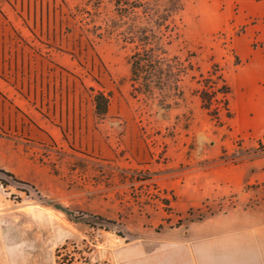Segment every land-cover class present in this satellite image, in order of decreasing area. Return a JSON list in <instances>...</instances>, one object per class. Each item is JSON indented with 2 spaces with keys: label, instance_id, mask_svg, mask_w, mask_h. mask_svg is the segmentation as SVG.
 <instances>
[{
  "label": "rangeland",
  "instance_id": "obj_1",
  "mask_svg": "<svg viewBox=\"0 0 264 264\" xmlns=\"http://www.w3.org/2000/svg\"><path fill=\"white\" fill-rule=\"evenodd\" d=\"M225 1L183 0L170 53L193 70L183 101L162 109L130 95L132 48L99 36L109 0H0V170L16 179L0 171V264H113L158 233L264 207L263 182L240 193L222 182L246 165L264 173L252 127L264 121L253 89L264 68L251 66L264 18ZM213 71L231 88L221 125L197 95ZM97 92L112 95L102 120Z\"/></svg>",
  "mask_w": 264,
  "mask_h": 264
},
{
  "label": "trees",
  "instance_id": "obj_2",
  "mask_svg": "<svg viewBox=\"0 0 264 264\" xmlns=\"http://www.w3.org/2000/svg\"><path fill=\"white\" fill-rule=\"evenodd\" d=\"M114 16L105 22L99 36L118 37L132 48L130 65V95L146 103L156 102L162 109H171L183 101L180 84L193 70L189 61L172 56L170 47L179 38L183 0H109ZM197 91L202 108L217 123L223 124L222 109L227 119L232 118L229 104L230 87L222 75L211 72L201 77ZM112 95L97 92L94 95V113L105 119L109 113ZM4 174L15 179L11 173ZM22 184H27L18 181Z\"/></svg>",
  "mask_w": 264,
  "mask_h": 264
},
{
  "label": "crops",
  "instance_id": "obj_3",
  "mask_svg": "<svg viewBox=\"0 0 264 264\" xmlns=\"http://www.w3.org/2000/svg\"><path fill=\"white\" fill-rule=\"evenodd\" d=\"M225 2L228 13L264 18V0ZM259 33L264 46V30ZM251 59V66L261 65L264 68V51L255 52ZM244 81L241 86L250 90ZM253 89L264 96V73ZM252 127L264 135V121L261 125L252 122ZM253 169L252 165H246L232 170V175L224 177L222 182L229 186L232 193H240L256 180L264 183V173L254 172ZM206 196L208 194L204 193ZM113 264H264V207L257 212L222 215L183 229L158 233L153 238L121 250Z\"/></svg>",
  "mask_w": 264,
  "mask_h": 264
},
{
  "label": "clouds",
  "instance_id": "obj_4",
  "mask_svg": "<svg viewBox=\"0 0 264 264\" xmlns=\"http://www.w3.org/2000/svg\"><path fill=\"white\" fill-rule=\"evenodd\" d=\"M101 123L108 132L115 133L119 131L120 122L118 120L107 119V120L101 121Z\"/></svg>",
  "mask_w": 264,
  "mask_h": 264
}]
</instances>
